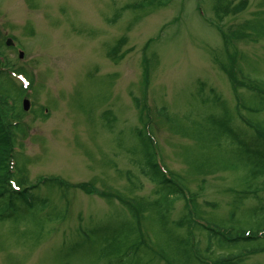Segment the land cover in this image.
Returning <instances> with one entry per match:
<instances>
[{
  "label": "rangeland",
  "instance_id": "1",
  "mask_svg": "<svg viewBox=\"0 0 264 264\" xmlns=\"http://www.w3.org/2000/svg\"><path fill=\"white\" fill-rule=\"evenodd\" d=\"M138 2L0 0V55L9 64L3 71H10L7 76L19 87L12 72L23 70L31 84L23 92L29 108L19 119L15 167L16 161L25 164L22 187H37L32 192L36 199L47 200L24 211L34 215L23 221L0 223V264H106V250L101 252L113 225L130 214L115 195L144 206L142 237L149 244L157 238L172 256L166 234L159 225L154 232L149 217L158 209H145L156 198V188L135 163L140 147L133 129L144 128L136 107L143 97L154 117L150 132L156 160L165 172L183 178L187 188L189 202L175 201L171 219L190 212L218 222L232 209L235 219L264 214V191L244 197L234 208L245 188L241 171L196 172L206 162L244 167L208 116L218 121L231 116L227 126L237 130H246L243 120L264 124V0H247L242 12L223 16V6L239 0H171L165 6L130 9ZM248 21L255 28L251 33L243 29ZM5 37L15 44L6 47ZM119 42L117 55H124L108 56ZM231 69L243 85L232 82L226 74ZM5 77L1 82L11 85ZM210 90L220 106H213ZM15 93L19 104H11L22 110L23 98ZM159 107L169 112L176 129L158 120ZM107 110L114 118L111 128L101 117ZM43 177H57L72 187L41 184ZM82 183H91L92 193L74 188ZM193 237L208 259L200 256L201 264L209 263L213 256L205 252L204 235L195 231ZM211 249L228 252L215 245ZM242 259V264H264V251Z\"/></svg>",
  "mask_w": 264,
  "mask_h": 264
},
{
  "label": "trees",
  "instance_id": "2",
  "mask_svg": "<svg viewBox=\"0 0 264 264\" xmlns=\"http://www.w3.org/2000/svg\"><path fill=\"white\" fill-rule=\"evenodd\" d=\"M170 1L140 0L135 7L130 5V9L165 6ZM246 6L247 0H239L232 7L223 6L222 13L235 15L242 12ZM221 18L222 16L219 17V19ZM251 24V21L246 22L243 29L251 33L255 29ZM124 41L125 39L123 38ZM119 45L120 42L115 47L113 46L107 55L114 59H120L124 54L117 55ZM144 61L146 62V60ZM147 70L148 68L145 65L142 77L144 82L148 80L149 74ZM18 73L24 74V71L19 70ZM226 74L230 76L234 84L238 85L233 69L227 70ZM2 75L4 74L0 70V223H17L25 220L26 215H34L24 214L23 212L29 211V209L36 206V201H40V204H42L47 200L36 199L35 194L32 192L37 187H22V185L26 184L23 181L24 177H22L25 167L23 162L20 161L21 166H19V162L16 161V167L14 166V171H11L13 161L17 158V155L13 153V148L17 138L16 135L22 131L19 119L23 115V112L16 106L8 107L6 100L11 99L15 104H19L18 100L12 96V92H16L15 94L16 97L18 96V99L19 96H24V90L20 86L16 87L9 77H5V80L10 82L11 85H5L4 81L1 82ZM144 82L143 86L147 87V84H144ZM210 92L213 106H220L221 102L217 95L212 90ZM144 98L136 107H140L141 120L144 119L143 125L147 123L148 127L151 128L148 116L150 113H148ZM166 111L165 107H159L155 109V114L158 120H164L168 124L170 123L171 126L172 120ZM41 112L42 109H40V115L44 118L45 116ZM9 113H11V117L8 115ZM101 117L111 128V123L114 121L111 112L107 110L102 113ZM10 118L13 122H10ZM220 119L222 121L216 120L213 116H208L209 122L217 124L214 128L216 127L219 130L220 127L221 133L226 135L232 148V154H239L240 158L244 161V167H232L226 162L219 165L214 162L209 164L206 162L205 165L200 164L196 172L206 175L216 172L241 171V181L245 183V188L242 192H239V199L233 202L234 208H239L244 197L255 196L258 192L264 191V124L258 121L246 123L244 120L243 124L246 130H237L235 127L227 126L231 122V116H224ZM172 128L173 130L176 129L174 126ZM247 129L252 132V135L247 136ZM133 133L138 139L140 147V155L137 154L138 161L135 162L138 171L142 177L154 184L156 188V198L145 209L150 210L152 207L158 209L159 214H149V217L154 222V232L156 231V225H159L160 229L166 234V240L170 244L172 256L166 252L167 246L157 238L156 242L149 244L150 242H146L142 237L139 229L140 222L145 219L141 214L142 207L144 206H141L138 202H134V200L115 195V198L123 204L130 214H128V218H120L113 225L110 242L107 243V246L101 252L104 253L106 250L103 256V258H107L106 264H156L160 262L164 264H201L202 261L208 259L198 251L196 243L194 245L193 236L195 231L202 233L206 239L205 252L212 253L213 258L207 264H242V258L248 254L262 253L264 251V214H241L240 218L235 219V209H232L226 220L218 222L211 219L203 220L199 214H190V212H185L175 220L171 219L170 214L174 202L187 199V188L184 186V179L173 174L167 175L161 170L156 160L152 140L145 135L143 129H133ZM21 156L20 159H22ZM11 180H14L20 187L19 190L11 188ZM52 180H57L58 183ZM51 182L61 189L72 187L57 179V177L49 178V180L43 177L40 181L41 184ZM74 188L87 194L92 193L91 183H82L74 186ZM98 195L106 198L103 192H100ZM109 197L112 198L113 195ZM21 206H24V209ZM161 209H163V214H161ZM181 231L183 234H181ZM212 245H215L219 250H226L228 252L215 254L214 250L211 249ZM200 256L204 257V260Z\"/></svg>",
  "mask_w": 264,
  "mask_h": 264
},
{
  "label": "water",
  "instance_id": "3",
  "mask_svg": "<svg viewBox=\"0 0 264 264\" xmlns=\"http://www.w3.org/2000/svg\"><path fill=\"white\" fill-rule=\"evenodd\" d=\"M6 44L7 45H11V41L7 40ZM19 56L22 57L21 54ZM22 108H23L24 111H26L28 109V101L27 100H23L22 101Z\"/></svg>",
  "mask_w": 264,
  "mask_h": 264
}]
</instances>
